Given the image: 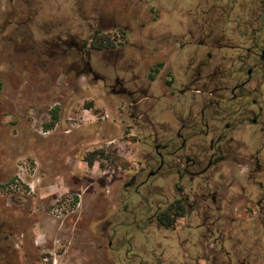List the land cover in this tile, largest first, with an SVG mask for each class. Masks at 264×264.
Returning <instances> with one entry per match:
<instances>
[{"label":"rangeland","instance_id":"obj_1","mask_svg":"<svg viewBox=\"0 0 264 264\" xmlns=\"http://www.w3.org/2000/svg\"><path fill=\"white\" fill-rule=\"evenodd\" d=\"M88 2L87 10L90 4L96 7H91L88 15L95 20L94 25L102 26V32L122 38L113 26L116 16L124 18L122 27L128 28L122 46L127 48L123 51L120 47L121 58L109 60V55L105 59L92 51L93 69L111 76L112 67H117L119 76L127 79L133 71L143 81H155L157 95L161 94V86L174 79L177 81L173 88H183L184 70L180 72L179 68H185L189 58L195 56L193 50H200L196 48L198 40L204 41L209 33L212 37L238 36L232 33L237 25L231 19L241 9L233 0ZM1 6L5 7V3L1 2ZM232 7L236 8L234 13ZM57 10L62 15L69 13L62 2ZM83 10L74 8L73 16L69 14L72 22L58 29L63 36L71 35L70 42L87 38L89 32L95 31V27L83 29L79 18ZM0 12V260H5L0 264H18L10 243L5 241L7 234L22 229L31 232L32 227L37 228L41 253L43 258L49 257L50 263L56 259L57 264H181L186 260L179 244L185 237L183 221L177 223L174 231H165L156 221L149 224L141 216L136 221L134 214L140 212L144 201L135 196L133 189L128 191L126 208L121 202L125 199L123 183L143 162L142 147L134 138L126 113V100L112 96L102 83L78 77L76 72L60 75L58 63L47 73L34 72L39 67L34 46H22L29 32L14 25L4 29L1 20L6 13L4 9ZM102 16L107 24L98 23ZM201 30L203 37L198 34ZM32 32L35 39L41 40L45 29ZM169 32L184 36L187 44L180 53L177 45L176 51L167 48ZM189 33L196 38L192 40ZM11 36L19 38V44ZM261 80L264 108V72ZM56 108L59 120L47 128L53 123L52 112ZM68 129L71 134H66ZM250 132L247 142L253 153L262 147L263 138L255 133V128H250ZM100 149L107 150L112 159H100L93 167L83 162L86 154ZM258 179L264 182V175H258ZM157 185L163 184L158 181ZM154 193L151 201L162 202V195ZM22 196L29 198L30 208L37 215L36 224L33 218H24L21 212L8 208L9 204L15 208ZM67 198L72 201L69 206L60 204L63 217L57 218L52 213L54 204ZM12 245L19 247L18 240ZM244 252L243 249L236 253L240 261ZM189 255L194 256V250ZM43 258L40 264H45ZM228 259L220 256L217 264H226Z\"/></svg>","mask_w":264,"mask_h":264},{"label":"flooded vegetation","instance_id":"obj_2","mask_svg":"<svg viewBox=\"0 0 264 264\" xmlns=\"http://www.w3.org/2000/svg\"><path fill=\"white\" fill-rule=\"evenodd\" d=\"M59 2L67 7L68 15L58 12ZM87 3L0 0V10L6 13L1 22L4 29L14 25L29 32L22 46H34L33 55L39 65L34 72L47 73L58 63L60 75L76 72L78 77L102 83L112 96L126 100V113L134 138L142 147L143 162L123 183L125 199L121 202L126 208L128 191L133 189L135 196L144 201L140 212L134 214L136 221L141 216L147 223L156 221L163 228L158 218L167 213L174 221L170 228H163L165 231H174L183 221L185 237L179 244L186 260L181 264H217L220 256L229 258L226 264H264V182L258 179V175H264V0H233L241 9L231 19L237 25L232 33L238 36L212 37L209 33L204 41L198 40L196 48L209 51L193 50L195 56L189 58L185 68H179L180 72L184 70L183 88H173L174 79L161 86L159 95L154 92L155 81H143L133 71L127 79L119 76L117 67H112L111 76L93 69L92 51L105 59L109 55V60L121 58L123 32L128 28L122 27L124 18L116 16L113 26L123 38L116 39V43L121 44L111 50L92 49L91 35L102 26L94 25L88 12L96 7L90 4L87 10ZM76 7L84 8L79 17L83 29L95 27V31L70 42L71 35L63 36L58 29L68 27L65 24L72 22L69 14L73 16ZM235 10L232 7L231 12ZM103 17L99 24H107ZM39 28L45 29L41 40L32 36V29ZM169 34L167 48L176 51L177 45L180 53L187 44L184 36ZM198 34L203 37L202 30ZM189 35L193 38L192 33ZM11 38L19 44V38ZM250 128L263 138L262 147L253 153L247 142L252 136ZM71 133V129L66 131ZM158 181L163 185L158 186ZM160 189L162 193H158ZM153 193L161 194L162 202L151 201ZM243 249L245 255L240 261L236 253ZM191 250L194 256L189 255Z\"/></svg>","mask_w":264,"mask_h":264},{"label":"trees","instance_id":"obj_3","mask_svg":"<svg viewBox=\"0 0 264 264\" xmlns=\"http://www.w3.org/2000/svg\"><path fill=\"white\" fill-rule=\"evenodd\" d=\"M123 35H124V32H123ZM91 40H92L91 48L94 50H98V51L116 49L118 46V44L116 43L117 42L116 37L115 39H113L111 36L102 32L101 30L95 31L91 35ZM89 106L91 105H88V107ZM52 119H53V123L48 124L47 128L49 127L52 128L55 125V123L59 120V108H56L52 112ZM111 157L112 156L109 155L107 150L100 149V150H95L93 152L86 154L83 161L87 163L89 167H93L96 161L100 159L101 160L102 159L111 160L112 159ZM28 201H29V198H27L26 196H22V202H19L18 204H16L15 208H13L14 204H9L8 208L14 209V211L17 210L18 212H21L24 218H33L36 224L37 215L34 212H32L30 208V203ZM5 205H6V202H5ZM158 221L163 228L168 229L171 227L174 220H172L167 215V213H161L158 218ZM33 229L34 228L32 227L31 232H28L25 229H22V232H18L15 234L12 232H9L7 236L5 237V241H7V243L8 242L10 243V244L8 243L10 250L13 251V254L14 253L16 254V257H17L16 260L18 264H24V263L25 264H36V263H39L40 259L43 258L42 250L40 249V247L36 246L35 244L36 238H35ZM16 239L19 242V247H15L14 245H12V242H15ZM2 262L5 263V260L1 261V263Z\"/></svg>","mask_w":264,"mask_h":264},{"label":"built area","instance_id":"obj_4","mask_svg":"<svg viewBox=\"0 0 264 264\" xmlns=\"http://www.w3.org/2000/svg\"><path fill=\"white\" fill-rule=\"evenodd\" d=\"M85 112H86V113H89L88 110H86ZM71 201H72V198H67V199H65L64 201H63V200H59V201H57V202L54 204V205H55V208L52 209V213L55 214V216H56L57 218H61V217H63V209L59 208V206H60V204H61V206H63V205H68V206H69V203H71ZM67 212H68V210H67ZM43 262H44L45 264H57V260H56V259H54V261H53L52 263H50V259H49V257H44V258H43Z\"/></svg>","mask_w":264,"mask_h":264},{"label":"crops","instance_id":"obj_5","mask_svg":"<svg viewBox=\"0 0 264 264\" xmlns=\"http://www.w3.org/2000/svg\"><path fill=\"white\" fill-rule=\"evenodd\" d=\"M36 229V230H35ZM34 230V234H35V238H36V246H38V247H42V246H40V244H38V240H40V242H42V240H41V238H40V236L37 234V228H35ZM51 252H54V250L53 249H51L50 250ZM40 264V263H39Z\"/></svg>","mask_w":264,"mask_h":264}]
</instances>
